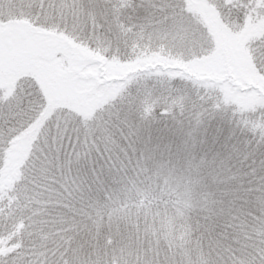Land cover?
I'll return each mask as SVG.
<instances>
[{
  "label": "snow or ice",
  "instance_id": "obj_1",
  "mask_svg": "<svg viewBox=\"0 0 264 264\" xmlns=\"http://www.w3.org/2000/svg\"><path fill=\"white\" fill-rule=\"evenodd\" d=\"M0 264H264V0H0Z\"/></svg>",
  "mask_w": 264,
  "mask_h": 264
}]
</instances>
